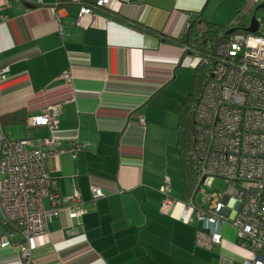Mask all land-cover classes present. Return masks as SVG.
<instances>
[{
  "label": "crops",
  "instance_id": "crops-1",
  "mask_svg": "<svg viewBox=\"0 0 264 264\" xmlns=\"http://www.w3.org/2000/svg\"><path fill=\"white\" fill-rule=\"evenodd\" d=\"M84 1L92 0H0V65L9 66L0 81V118L15 113V122L1 120L0 133L49 136L45 127L28 128L26 119L61 103L53 134L64 149L84 144L76 153L52 156L47 168L60 195L79 190L86 212L73 220L66 211L52 217L34 241L32 260L241 264L250 251L237 244L229 223L220 227V245L208 248L197 243L199 223L178 219V105L191 91L194 68L182 63L181 45L160 36L179 37L194 20L225 31V25L244 23L264 0H108L86 28L75 24ZM65 69L68 80L59 76ZM165 177L175 197L168 214L159 211ZM92 187L102 195L93 199ZM69 225L78 232L70 233ZM18 257L16 246L0 247V264H17Z\"/></svg>",
  "mask_w": 264,
  "mask_h": 264
},
{
  "label": "built area",
  "instance_id": "built-area-1",
  "mask_svg": "<svg viewBox=\"0 0 264 264\" xmlns=\"http://www.w3.org/2000/svg\"><path fill=\"white\" fill-rule=\"evenodd\" d=\"M107 2L84 3L75 24L90 26L95 11ZM210 48L207 42L201 55L183 46V64L194 69L210 62L211 66L192 108L191 153L198 163V183L187 198L179 200L178 219L199 223L202 232L198 230L197 243L208 248L220 245V227L229 223L236 231L237 244L250 251L241 264H264V35L236 32L219 41L213 53ZM8 71V65H0V81ZM59 76L68 80L70 71L65 69ZM61 112L62 104L53 103L27 117L28 128L45 127L49 136L10 139L0 133V224L12 229L0 234V247L16 246L17 264H35L34 241L46 232L52 217L66 211L73 220L86 212L79 190L60 195L47 168L49 159L59 152L84 148L81 143L64 149L53 134ZM217 178L225 182L224 190L202 188H212ZM169 191L170 181L165 177L160 186L162 214H168L175 202ZM101 195L99 188H91L93 199ZM68 229L78 232L73 225ZM14 233L20 236L18 241L11 239Z\"/></svg>",
  "mask_w": 264,
  "mask_h": 264
},
{
  "label": "trees",
  "instance_id": "trees-1",
  "mask_svg": "<svg viewBox=\"0 0 264 264\" xmlns=\"http://www.w3.org/2000/svg\"><path fill=\"white\" fill-rule=\"evenodd\" d=\"M86 3V1H84ZM88 3V2H87ZM253 15L259 19V22H264V8L255 7ZM134 25L140 29H143L145 32L152 33L155 35H159L156 31L149 27H144L140 23H134ZM247 25L244 23H238L235 28H233V32L230 34H226V31H223L222 27L211 22H206L205 25H201L198 23V20H194L190 22L187 31H185L179 37H171L161 35L160 38L162 42L170 43V44H178V45H187L195 52L204 55L206 50L207 42L210 43L212 48H210V52H214V47L216 44L228 38L233 33L236 32H245L243 30ZM255 34L264 35V32L260 29ZM208 56V54H205ZM211 63L204 64L198 66L194 69L193 74V83L190 93L186 96L183 102H180L178 105V112L180 114L178 121V147L180 151L181 158V167L183 173V198H187L195 189L196 184L198 183V163L197 160L191 153L192 142H193V132H192V108L195 105L196 101L200 97L203 85L205 80L208 77L210 72ZM209 69V70H208ZM208 70V71H207ZM14 114L9 116H3L0 118L1 120L8 122H15ZM2 232H10L11 228L7 226H2L0 224Z\"/></svg>",
  "mask_w": 264,
  "mask_h": 264
},
{
  "label": "rangeland",
  "instance_id": "rangeland-1",
  "mask_svg": "<svg viewBox=\"0 0 264 264\" xmlns=\"http://www.w3.org/2000/svg\"><path fill=\"white\" fill-rule=\"evenodd\" d=\"M253 5V4H252ZM255 5V4H254ZM106 6V5H105ZM104 6V7H105ZM103 7V8H104ZM248 19H245V22H244V24H246V25H248V23H249V20H250V16L249 17H247ZM257 19V18H256ZM258 20V19H257ZM238 22V21H237ZM237 22L234 24V25H230V26H228V25H225L224 26V30L226 31V30H229V29H232V28H235L236 27V25H237ZM190 23V22H189ZM243 23V22H242ZM259 27H260V29L264 32V22H262V23H260L259 24ZM259 30V29H258ZM251 33V32H250ZM182 47H183V45H182ZM197 68V67H196ZM202 92V91H201ZM199 99V98H198ZM197 102V101H196ZM179 175H181L180 174V172H179ZM225 186H226V184H225V182L223 181V180H221V179H215L214 180V182H213V184H212V188H208V187H205V186H202V188H204V190L206 191V192H209V191H212L213 189H216V190H219V191H222V190H224L225 189ZM180 188H181V179H180ZM199 195H201V193L199 194ZM181 196V193H180V191H178V197H180ZM175 198V197H174ZM176 199H180V198H176ZM189 224H192V225H195V221H192L191 223H189Z\"/></svg>",
  "mask_w": 264,
  "mask_h": 264
},
{
  "label": "water",
  "instance_id": "water-1",
  "mask_svg": "<svg viewBox=\"0 0 264 264\" xmlns=\"http://www.w3.org/2000/svg\"><path fill=\"white\" fill-rule=\"evenodd\" d=\"M257 8H264V2L257 5ZM258 29H259V21L256 19L255 15H252L250 20H249L248 25L246 27H244L243 30L246 32L255 33L258 31ZM232 32H233V28L227 30L226 34H230Z\"/></svg>",
  "mask_w": 264,
  "mask_h": 264
},
{
  "label": "bare ground",
  "instance_id": "bare-ground-1",
  "mask_svg": "<svg viewBox=\"0 0 264 264\" xmlns=\"http://www.w3.org/2000/svg\"><path fill=\"white\" fill-rule=\"evenodd\" d=\"M211 48H212V46H211ZM210 63H211V62H210ZM208 70H209V69H208ZM208 70H207V71H208Z\"/></svg>",
  "mask_w": 264,
  "mask_h": 264
}]
</instances>
